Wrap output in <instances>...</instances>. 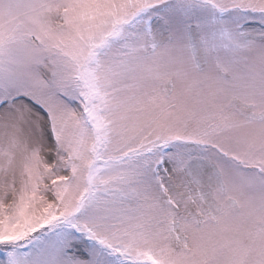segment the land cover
<instances>
[{"label":"snow or ice","instance_id":"obj_1","mask_svg":"<svg viewBox=\"0 0 264 264\" xmlns=\"http://www.w3.org/2000/svg\"><path fill=\"white\" fill-rule=\"evenodd\" d=\"M0 264H264V0H0Z\"/></svg>","mask_w":264,"mask_h":264}]
</instances>
